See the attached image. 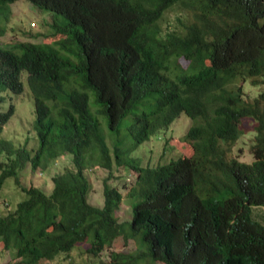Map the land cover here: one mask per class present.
<instances>
[{
  "label": "trees",
  "instance_id": "obj_1",
  "mask_svg": "<svg viewBox=\"0 0 264 264\" xmlns=\"http://www.w3.org/2000/svg\"><path fill=\"white\" fill-rule=\"evenodd\" d=\"M15 1L0 0V36ZM26 1L51 32L0 42V101L22 93L26 72L37 139L3 138L14 107L0 110V189L13 177L25 194L0 216L7 264H70L82 246L99 257L118 237L133 249L98 264H264V223L251 218L264 206V89L244 90L264 88V0ZM181 114L191 122L178 156L142 164L138 147ZM245 119L250 162L232 154ZM59 159L72 167L51 176L50 192L21 182V170ZM88 168L107 172L101 206L88 200ZM121 168L134 175L127 219L109 182Z\"/></svg>",
  "mask_w": 264,
  "mask_h": 264
},
{
  "label": "rangeland",
  "instance_id": "obj_2",
  "mask_svg": "<svg viewBox=\"0 0 264 264\" xmlns=\"http://www.w3.org/2000/svg\"><path fill=\"white\" fill-rule=\"evenodd\" d=\"M10 12L6 24V31L3 36H0V42L3 45L11 44L13 41L31 40L35 42H49L48 34L51 32L49 23L50 16L47 13H42L33 9L26 0H17L9 7ZM172 18V13H168ZM32 33L31 36L28 32ZM35 34V36H33ZM23 83V91L20 94L12 92H3V99L0 101V110H6L9 104L14 107L13 114L4 125L1 136L5 139L14 141L16 144L26 143L27 148H35L37 146L36 132L33 127L34 107L31 92L26 83V72L21 75ZM264 89L263 86H250L248 81L244 84V90L250 95H256L258 91ZM191 120L181 114L176 118L168 128L159 131L152 135L145 143L138 147V152L143 157L142 164L150 163L155 165L160 162L169 160L172 157H177L180 153L181 138L188 128ZM252 121L245 119L242 128L246 134L239 139L232 147V154L240 160L250 162L252 155L249 152V139L253 135L250 132ZM66 155V158L70 156ZM149 156V157H147ZM148 158V159H147ZM44 169L39 168L31 171L30 168H25L19 172L21 182L24 185L39 187L45 192H50L52 188L51 176L62 170L64 166L72 167V163L68 159H59L54 165ZM41 172L42 174H40ZM86 174L90 181V189L88 192V200L91 204L102 205V181L106 177L107 172L104 169L88 168ZM114 175L117 178L111 179L109 182L117 186L124 198L122 199L118 210L116 211L119 219H127L130 217V200L125 196L128 190L130 181L134 180V175L128 173L125 169H114ZM25 198V194L15 184L13 177H7L0 189V216L12 211L18 201ZM251 218L264 223V206H251ZM133 242L129 240L124 243L122 238L115 239L111 247L94 257L85 253V246L81 249H73L71 251L70 264H98L99 259H105L109 250H132ZM14 250H4L0 247V264H7L12 259ZM64 264L65 261L56 258L48 263L41 262L40 264Z\"/></svg>",
  "mask_w": 264,
  "mask_h": 264
}]
</instances>
